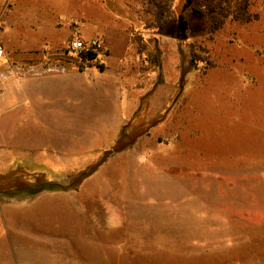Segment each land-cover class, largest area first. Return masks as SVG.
Listing matches in <instances>:
<instances>
[{"label":"rangeland","instance_id":"obj_1","mask_svg":"<svg viewBox=\"0 0 264 264\" xmlns=\"http://www.w3.org/2000/svg\"><path fill=\"white\" fill-rule=\"evenodd\" d=\"M192 2L176 0L163 31L179 70L163 63L121 80L108 57L103 71L90 64L81 74L66 59L85 20L77 2L51 1L57 19L38 0H0V177L22 169L61 180L98 163L121 132L139 136L102 164L105 200L89 199L77 233L57 218L33 221L42 238L21 232L26 204L54 192L0 194V264H264V25L247 56L238 46L247 23L227 19L212 35ZM250 2L264 20V0ZM135 11L156 26L149 0ZM97 35L108 37L89 18ZM118 37L108 38L114 54L125 47ZM87 135L91 147L57 165Z\"/></svg>","mask_w":264,"mask_h":264},{"label":"crops","instance_id":"obj_2","mask_svg":"<svg viewBox=\"0 0 264 264\" xmlns=\"http://www.w3.org/2000/svg\"><path fill=\"white\" fill-rule=\"evenodd\" d=\"M51 1L63 5L69 4L71 1H74L81 6V9H78L85 13L84 15L78 16L76 20H78L79 18L85 20H81V35L78 34L73 38L77 37L90 39L98 37L103 39L106 44V54L103 57L104 62H106V58L108 57L109 60H112L111 62L113 64H117V69L121 76V80L124 77L127 78L129 74L132 73L135 69L138 70V72L142 71L145 74H150L152 72V69L154 68L162 69L161 66L163 63L167 67L169 65L171 69H174L175 67L177 68V70H179L181 64L180 56L177 51L176 53H174V49L172 47L173 39L169 38L166 35V32H163L164 29H160L152 24L154 23V21L147 22L143 20L139 13L135 11V9H138L142 6V0H38L39 3L43 2L46 4L37 5L38 8L50 9V15L59 19L60 16H56L55 11L53 12L54 7L50 4ZM93 17L97 18V21L100 23V26L102 28V33L107 34V38L98 35L89 38V18L92 19ZM71 19L75 18L71 17ZM54 21L56 22L55 19ZM92 22L95 23L96 21L92 20ZM259 25H264V20L261 17H259L257 20H254L253 22L247 23L246 26L241 29V33L243 35L240 36L241 38L238 46L242 50L243 54H246L247 56L253 54L257 55V46H255V39L253 38L257 39V37L259 36ZM116 34L120 36V38L118 37L119 42H125V47L120 48L119 52L117 54H114L109 44V39L110 36L114 37ZM168 44L171 47L169 49L170 53H168L167 50ZM157 45L160 52L156 47ZM157 52H159V54H157ZM170 55L177 56L178 62L174 63V61L170 59ZM57 71H60V73L68 74L72 71V69L63 68ZM76 71L80 74L83 73L78 70ZM101 73L102 72H100L99 74ZM94 74L95 73L93 72L89 74V76L93 80H95L97 76ZM153 79L154 81H156V75L153 77ZM87 133L89 134V132ZM100 136H103V134H100ZM79 137L82 136H78L76 138L75 144H71L72 146L70 147L71 149L69 151H61L59 154H57V165H59L61 161L69 160L72 154L78 155L79 149L81 147H91L90 145L93 142H89V138H87L89 137V135H87L85 139H79ZM107 146H109L108 143ZM92 163L94 162H89L87 163V165L83 163L82 165H78L81 167H75L74 170L86 169ZM105 168L106 164L105 166L101 165L93 175L88 177L83 182L80 189L77 191L54 192L49 194L51 196H47L48 198L39 197L33 202L26 204L28 205V209H30V212H21V216L23 221L29 219L31 223L30 227L27 229L22 226V228L20 229L21 232L36 235L37 238H42L46 235V229L35 230L33 221L43 220L46 222V220H48V222L51 223L54 219L57 218L61 222H65L66 230L64 232L60 230V232L67 234L77 233L79 224L87 225L89 223V199L94 201L105 200V193L103 190V180L105 176H107V174L105 173ZM62 169L63 170L61 171L65 172L66 170H72L73 168L64 169V167H62ZM41 209H43L42 212L39 211ZM6 222L8 230L10 224L9 218H6Z\"/></svg>","mask_w":264,"mask_h":264},{"label":"trees","instance_id":"obj_3","mask_svg":"<svg viewBox=\"0 0 264 264\" xmlns=\"http://www.w3.org/2000/svg\"><path fill=\"white\" fill-rule=\"evenodd\" d=\"M149 2L155 8V24L158 28L166 29L176 21L177 15L174 6L176 0H149ZM251 6L250 0H193L190 4L191 10L196 15L204 20H209L212 35L223 28L227 19L240 23L257 20L259 15L251 12ZM86 67L87 65H78L81 72ZM100 69L103 71L104 66H100ZM138 137L130 138L121 132L115 145L105 152L98 163L61 180H48L43 174H29L22 169L13 170L8 175L0 177V194L8 197L34 198L44 192L77 191L109 156L131 147ZM6 178L8 179L6 180Z\"/></svg>","mask_w":264,"mask_h":264},{"label":"built area","instance_id":"obj_4","mask_svg":"<svg viewBox=\"0 0 264 264\" xmlns=\"http://www.w3.org/2000/svg\"><path fill=\"white\" fill-rule=\"evenodd\" d=\"M106 54V44L101 38L90 39L72 38L68 41L65 48L66 59L70 62H76L79 65L104 66V55ZM3 51L0 48V57Z\"/></svg>","mask_w":264,"mask_h":264}]
</instances>
